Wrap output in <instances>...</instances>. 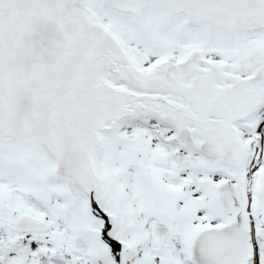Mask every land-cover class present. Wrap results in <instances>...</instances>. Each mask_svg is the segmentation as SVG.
I'll return each mask as SVG.
<instances>
[{
  "label": "snow or ice",
  "instance_id": "snow-or-ice-1",
  "mask_svg": "<svg viewBox=\"0 0 264 264\" xmlns=\"http://www.w3.org/2000/svg\"><path fill=\"white\" fill-rule=\"evenodd\" d=\"M0 264H264V0H0Z\"/></svg>",
  "mask_w": 264,
  "mask_h": 264
}]
</instances>
